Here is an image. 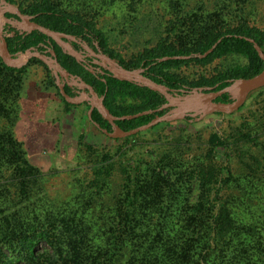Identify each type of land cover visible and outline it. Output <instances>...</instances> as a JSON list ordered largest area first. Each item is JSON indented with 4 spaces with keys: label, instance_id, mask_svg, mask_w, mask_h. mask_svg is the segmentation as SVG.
<instances>
[{
    "label": "trees",
    "instance_id": "1",
    "mask_svg": "<svg viewBox=\"0 0 264 264\" xmlns=\"http://www.w3.org/2000/svg\"><path fill=\"white\" fill-rule=\"evenodd\" d=\"M8 1L14 3V0ZM120 1L115 6L124 7L128 3ZM163 7L170 14L166 36L136 57L125 60L109 45L105 31L86 9L66 10L59 0H29L19 5L23 13L34 15L35 21L50 29L74 35L77 40L97 41L126 68L145 67V75L178 93L195 87L220 89L229 84L230 79L252 76L263 68L264 61L254 43L246 39L253 38L264 50L261 28L245 22L227 25L225 29L209 27L214 26L213 17L204 21L206 25H199L203 21L195 18L201 15V5L196 0H165ZM222 20L228 23L231 19L222 17ZM186 29L198 37L187 43L173 39ZM221 37L214 51L203 58L157 61L163 56L203 53ZM6 39L14 54L30 47L45 51L46 47L41 44L51 42L62 67L91 84L116 116L152 110L118 120L125 130L145 124L169 109L159 110L167 102L163 93L132 80L95 75L54 39L38 30L16 31ZM231 53L248 57L249 63L196 78L182 73V68L192 61L208 64ZM0 65L3 70L17 75L25 67H10L1 57ZM65 89L75 95L68 85ZM120 94L140 102L121 104L117 101ZM63 100L67 105H74L64 97ZM218 100L229 101L230 94ZM90 120L113 131L97 109L93 110ZM139 133L112 138L117 145L107 149L96 150L93 145H87L93 158L88 165L89 175L83 178L77 195L97 201L99 210L91 204L80 206V200L70 206L64 203L25 206L35 198L32 194L38 191V182L46 173L24 157L20 143L0 133V157L11 155L13 165L11 180L7 183L0 179V264H264V194L225 195L221 192L225 182L238 186L241 191L246 187L239 178L224 177L222 166L202 163L189 169L186 163L180 165L179 157L171 153V148L190 146L192 142L155 140L148 145L153 144L152 149H148L136 139ZM241 138L234 144L248 137L241 135ZM122 140L129 141L130 146L125 148ZM210 141L211 150L216 152L229 145L217 132L211 134ZM186 182L200 188L192 203L190 193L184 195L182 191Z\"/></svg>",
    "mask_w": 264,
    "mask_h": 264
},
{
    "label": "rangeland",
    "instance_id": "2",
    "mask_svg": "<svg viewBox=\"0 0 264 264\" xmlns=\"http://www.w3.org/2000/svg\"><path fill=\"white\" fill-rule=\"evenodd\" d=\"M28 1L14 0V4L19 7ZM164 1L134 0L130 4V0H127L124 7L115 6L120 0H59V3L66 10L86 9L105 31L109 45L125 60H130L166 36L170 14L163 7ZM196 1L201 5V15L195 17L197 21H203L199 25H206L204 21H210L213 17L211 23L214 26L209 27L225 29L227 25L245 22L264 31V0ZM3 8L0 7V22L4 25L7 21L4 13L8 8ZM222 17L231 20L227 23ZM12 24L23 30L18 23ZM13 30L8 29V34H13L10 32ZM197 37V34L186 29L180 37L173 39L187 43ZM248 63V57L231 53L208 64L192 61L182 68V73L196 78ZM76 77L80 81L81 77ZM117 101L124 105L140 102L137 98L121 94ZM89 109L88 102L67 105L51 69L35 58L25 65L20 75L9 73L0 65V133L20 143L24 157L46 173L45 178L38 182V191L32 194L35 198L25 203L28 208L34 204L39 207L51 203L77 205L80 200V206L91 204L95 209H100L97 201L77 195L85 180L83 178L89 175L88 165L93 158L87 145L102 150L117 144L111 140L113 137L90 120ZM215 132L225 137L229 144L219 148L218 154L209 145L210 136ZM241 135L248 138L234 144L238 138L243 139ZM136 139L148 149H152L153 144L148 145L155 140L192 142L190 146L171 148V153L179 157L180 165L186 163V167L195 169L203 164H216L224 168V177L239 178L244 183L246 188L241 191L238 186L225 182L221 188L225 195L264 194V88L255 90L234 113L221 115L214 112L200 119L187 117L162 122L157 127L141 131ZM121 143L125 148L130 146L127 140ZM11 157L9 154L0 157V179L7 183L12 177ZM181 168L184 171L179 166ZM7 186L11 188L9 184ZM182 191L184 195L190 193L192 203L200 188L186 182L182 185Z\"/></svg>",
    "mask_w": 264,
    "mask_h": 264
},
{
    "label": "water",
    "instance_id": "3",
    "mask_svg": "<svg viewBox=\"0 0 264 264\" xmlns=\"http://www.w3.org/2000/svg\"><path fill=\"white\" fill-rule=\"evenodd\" d=\"M0 2L4 4L12 13L16 14L19 17V19L15 21L8 17H5L7 21L18 23V25L23 30H38L46 34L50 38L54 39L65 52L75 56L78 60L81 59L80 53L71 44L72 40L77 41V38L74 35L56 31L38 23L32 18V16L23 13L21 9L13 2H10L8 0H0ZM222 38L223 37L219 38L215 43L211 45L210 48H208L203 53H193L191 55L185 56H163L158 58L157 61H163L169 58L177 57L203 58L214 51V49L217 47V44L221 42ZM246 39L254 43L259 56L264 61V50L260 47V45L251 37H246ZM95 55L99 56L105 61V63L109 64L108 68L117 78L122 80H132L163 93L167 98V102L162 107H160L159 110H162L164 108L169 109L161 115L157 114L154 118H152L145 124L139 125L129 130L123 129L117 123L118 120L134 118L142 114L150 113L152 112V110H144L138 113L125 114L122 116L114 115L104 103L103 97H101L96 92L91 84L85 82L82 78H79L80 81H78V77L62 67L57 57V53L54 49L51 48L48 51H41L37 48L30 47L25 51L19 52L17 55L12 53L8 46L4 26L0 22V57L2 58L3 62L10 67L20 68L22 66H25L32 58H38L39 60H41L55 74L56 82L64 99L72 104H80L84 102L90 103V109L88 111L89 118L92 119V112L94 109H97L101 116L111 124L113 131H109L107 128H103L98 122L93 123L101 131L113 138H123L131 136L138 132L147 130L162 122L185 119L187 117L200 119L214 112L232 113L234 111H237L241 106L244 105L249 95L253 91L264 87L263 66V68L259 72L252 76L230 79V83L220 89H216L215 86L195 87L191 90H182V93H178L175 90L164 85L163 83L157 82L145 75V67L129 69L106 54ZM62 76L68 78L69 83L70 79H73V82L83 87L84 90L80 94H69L65 89V83L61 78ZM226 93L230 94L229 101L218 100L219 97L223 96Z\"/></svg>",
    "mask_w": 264,
    "mask_h": 264
},
{
    "label": "flooded vegetation",
    "instance_id": "4",
    "mask_svg": "<svg viewBox=\"0 0 264 264\" xmlns=\"http://www.w3.org/2000/svg\"><path fill=\"white\" fill-rule=\"evenodd\" d=\"M1 3V2H0ZM0 7H5L3 9H6V6L4 4L1 3ZM7 12L4 13V16L5 17H8L10 19H12L13 21L19 19V17L12 13L10 10H6ZM29 16H32V18L34 19V15H29ZM13 22H10V21H5L4 22V31L5 34H6V37H10V36H13L15 35L16 31L18 32H23V33H28L30 32L29 30H19L17 27H15L13 24ZM15 29L13 31H10V32H13V34H8L7 30H11V29ZM76 47H74L81 55V59L78 60L76 58V60L78 62H80L82 65H84L86 68H88L90 71H92L95 75L99 76V74H102V75H105V76H114V74L110 71V69L108 68V65L107 63H105V61L103 59H101L99 56L95 55V54H106L108 56H110L108 53H106L104 51V49L99 45V43L97 41H93L92 43L84 40V39H79L77 40L76 42ZM71 44L73 45V41H71ZM42 46L46 47V50L45 51H48L49 49H54L53 48V45L51 42H48L47 44L45 43H42L41 44ZM74 46V45H73ZM35 48V47H34ZM17 55V54H16ZM73 56V55H72ZM58 57V56H57ZM111 57V56H110ZM113 58V57H112ZM115 59V58H114ZM117 60V59H115ZM118 61V60H117ZM119 62V61H118ZM120 63V62H119ZM52 71V70H51ZM53 76L55 77L56 79V76L55 74L53 73ZM76 76V75H75ZM116 77V76H114ZM62 78V81L65 83V85H68L72 92L74 94H80L84 88L75 84L73 82L72 79H70V83L68 82V78L66 77H61Z\"/></svg>",
    "mask_w": 264,
    "mask_h": 264
}]
</instances>
